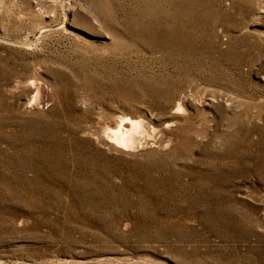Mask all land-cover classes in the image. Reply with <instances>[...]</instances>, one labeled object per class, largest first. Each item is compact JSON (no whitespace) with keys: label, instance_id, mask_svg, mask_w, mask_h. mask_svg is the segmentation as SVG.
<instances>
[{"label":"rangeland","instance_id":"374dc122","mask_svg":"<svg viewBox=\"0 0 264 264\" xmlns=\"http://www.w3.org/2000/svg\"><path fill=\"white\" fill-rule=\"evenodd\" d=\"M0 264H264V0H0Z\"/></svg>","mask_w":264,"mask_h":264},{"label":"bare ground","instance_id":"6f19581e","mask_svg":"<svg viewBox=\"0 0 264 264\" xmlns=\"http://www.w3.org/2000/svg\"><path fill=\"white\" fill-rule=\"evenodd\" d=\"M104 137L113 146L123 150H135L147 144L143 120L129 116L122 117L119 122H114L113 127H108Z\"/></svg>","mask_w":264,"mask_h":264}]
</instances>
